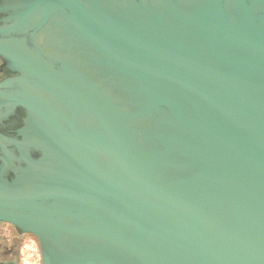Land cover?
Listing matches in <instances>:
<instances>
[{"label":"water","instance_id":"95a60500","mask_svg":"<svg viewBox=\"0 0 264 264\" xmlns=\"http://www.w3.org/2000/svg\"><path fill=\"white\" fill-rule=\"evenodd\" d=\"M7 9L0 221L42 264H264V0Z\"/></svg>","mask_w":264,"mask_h":264},{"label":"flooded vegetation","instance_id":"af4514ba","mask_svg":"<svg viewBox=\"0 0 264 264\" xmlns=\"http://www.w3.org/2000/svg\"><path fill=\"white\" fill-rule=\"evenodd\" d=\"M9 2L10 0H0V21L3 18L8 17L9 13H12L11 9H7V5ZM45 39L47 40V43L43 45L44 49L47 51L48 48L54 47L59 52H61L60 54L63 55L60 58H64V44H61L58 39L53 37H47ZM47 52L51 53L50 51ZM53 53H55V51ZM16 75L18 74L4 66L3 60L0 56V82L7 77H14ZM13 105L14 103L11 102L10 105L0 109V132L6 134L7 136H10V138L21 137V135H23L24 133L28 135L33 134L32 124L30 123L31 125H27V119L31 120L27 109L19 106L13 107ZM0 223L9 224L2 221H0ZM15 235L18 237H23L24 235L29 234H20L15 229Z\"/></svg>","mask_w":264,"mask_h":264},{"label":"rangeland","instance_id":"374dc122","mask_svg":"<svg viewBox=\"0 0 264 264\" xmlns=\"http://www.w3.org/2000/svg\"><path fill=\"white\" fill-rule=\"evenodd\" d=\"M19 259L18 264H42V252L37 238L18 237L11 224L0 223V263Z\"/></svg>","mask_w":264,"mask_h":264},{"label":"trees","instance_id":"16d2710c","mask_svg":"<svg viewBox=\"0 0 264 264\" xmlns=\"http://www.w3.org/2000/svg\"><path fill=\"white\" fill-rule=\"evenodd\" d=\"M16 263L19 261V259H13ZM10 261V260H9ZM4 262V261H3ZM3 262H1L0 264H2ZM7 262V261H6ZM18 264V263H17Z\"/></svg>","mask_w":264,"mask_h":264}]
</instances>
